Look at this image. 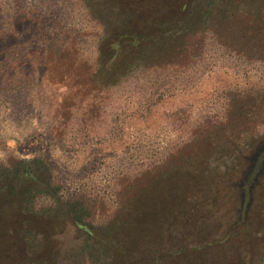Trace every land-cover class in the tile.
<instances>
[{
    "label": "rangeland",
    "instance_id": "1",
    "mask_svg": "<svg viewBox=\"0 0 264 264\" xmlns=\"http://www.w3.org/2000/svg\"><path fill=\"white\" fill-rule=\"evenodd\" d=\"M216 1L0 0V171L98 207L41 199L53 232L0 229V264H264V0Z\"/></svg>",
    "mask_w": 264,
    "mask_h": 264
},
{
    "label": "trees",
    "instance_id": "2",
    "mask_svg": "<svg viewBox=\"0 0 264 264\" xmlns=\"http://www.w3.org/2000/svg\"><path fill=\"white\" fill-rule=\"evenodd\" d=\"M216 3V0H208L206 3L203 10L204 16L201 19L203 24L209 23L211 10L215 7ZM7 26L6 29L0 28V44L5 43L9 48H13L15 46H13L12 40L7 39L11 37L10 34L13 26L11 23H8ZM20 166L13 169V177L10 179L5 178V172L0 171V229L2 233H13L18 240L24 242L26 251L27 244H31L32 240H37L40 235L47 237L53 232L48 222V219H51L49 213H45L48 214L49 218H45L42 214V209L45 205L49 211L53 210L54 205H58L60 210L70 216L72 222L82 228L92 229L94 227L93 223L98 209L96 204L85 202L88 198L85 195H80L78 192L64 195L65 187L63 188L60 181H54L52 174L47 177L46 181H41L35 167H39V170L46 169L45 167H48V163L44 159L23 160ZM23 176L35 180V182L25 179L28 185H26L25 189L20 190L19 194H16L18 181ZM36 182L41 183L42 186L38 187L39 191L34 196L32 192H34V184L38 185ZM2 191H7L8 194L1 195ZM30 194H32L34 199L31 198ZM36 198H38L37 201ZM41 199L46 202L45 205L39 202ZM22 251L24 250L21 246L20 249L13 252V256L2 254L1 261L4 264H22L20 259L23 255H19ZM27 254L29 253L27 252Z\"/></svg>",
    "mask_w": 264,
    "mask_h": 264
}]
</instances>
